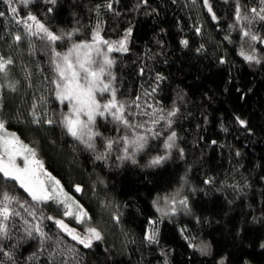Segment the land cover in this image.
<instances>
[{"label": "trees", "instance_id": "obj_1", "mask_svg": "<svg viewBox=\"0 0 264 264\" xmlns=\"http://www.w3.org/2000/svg\"><path fill=\"white\" fill-rule=\"evenodd\" d=\"M254 8L264 9L262 0H0V57L12 61L3 72L0 119L35 146L43 167L102 233L84 247L47 219L49 203L33 201L0 173V199L14 197L9 206L19 213L0 239L3 264H264V20ZM29 14L63 39L30 35L17 22ZM98 24L110 41L131 29L128 51H113L114 83L125 118L143 127L98 116L100 135L89 149L64 127L56 53L92 40ZM244 31L262 39H242ZM241 50L260 62L245 60ZM133 134L148 137L135 163L120 159V137ZM108 140L120 142L107 151ZM156 156L167 158L150 165ZM183 181L187 209L162 216L159 197ZM37 223L49 239L27 235Z\"/></svg>", "mask_w": 264, "mask_h": 264}, {"label": "snow or ice", "instance_id": "obj_2", "mask_svg": "<svg viewBox=\"0 0 264 264\" xmlns=\"http://www.w3.org/2000/svg\"><path fill=\"white\" fill-rule=\"evenodd\" d=\"M5 2L10 3V0H5ZM28 0H25L27 3ZM49 3L55 5L57 0H48ZM264 3V0H262ZM99 8V5L97 6ZM109 9H111L112 5L109 3L107 5ZM12 12L16 13V8L12 7ZM49 12H52L53 9L49 8ZM209 11L211 8L209 7ZM252 12L259 17L260 20H264V9H261L259 12L254 8ZM4 13L0 12V16H3ZM237 19H243L240 15V6L237 5L236 9ZM215 19V16H213ZM31 21L32 23H28ZM18 23H23L25 28L29 32L30 35H37L38 33H43L48 41L55 42L63 39V35H57L50 31L48 28L44 26V24L40 23L37 20L36 16L29 14L25 20L17 21ZM35 28V31H33ZM64 35L71 36V33H65ZM131 35V29H129L124 39L116 42H109L104 40L100 35V26L97 25L96 31L93 33L92 43H80L74 44L72 49H69V52L63 56L64 68H61L59 64H57V70L59 72L60 77L66 81L63 85L57 84V88L59 91L57 92L58 97L61 100H69L74 101L71 108V115H66L63 120V124L67 129V132L79 140L81 143H84L89 149H94L95 145L92 142L94 136H99L100 133L92 131V125L95 123L96 117H104L106 113L111 115L113 120L119 122L124 125L125 128H141L143 125L136 124L133 125L127 120L124 116L125 106L122 103H119L115 99V89H111L110 83H104L101 78L105 72L106 68H109L114 61L109 58L108 53L113 51L119 52H127L128 49L126 47L127 39ZM17 40L21 37L16 36ZM249 38L252 41L260 40L261 37L252 34L250 31H244L242 33V39ZM183 44H187V41H182ZM103 44L106 46V51L101 50L100 45ZM95 52L98 57L102 58V61L99 64L98 68H93L94 64H97V60L93 59L92 53ZM76 54L75 63H73L71 56L72 54ZM241 55L244 56V59L247 61H255L259 63V59L255 55L245 54L243 50H241ZM57 56L60 53H56ZM11 59H3L0 57V72H4L6 65L11 64ZM70 73V75H68ZM83 80V83H81ZM15 90L14 85H9ZM111 89L112 91V99H110L107 103L101 104L97 101L95 92L99 91L101 93L107 92ZM84 115L87 117L86 120H82L80 117ZM175 115V112H169L168 116L171 117ZM165 117L160 116L158 119H153L152 123L157 124L159 120H163ZM39 122V121H36ZM48 123H52V121H48ZM169 125L171 121H168ZM243 125L245 122L243 120L240 121ZM5 125L3 121H0V130H4ZM150 132L151 129H148ZM157 135V134H154ZM175 133H172L168 140L165 143L166 148H172L173 142L175 140ZM148 137L142 134H133L131 137L128 135L120 137V141H122L125 145L124 155L120 157L122 160H132L135 163V153L144 149L147 144ZM120 141L108 140L106 144V150L110 151L114 143H118ZM215 143V142H213ZM0 147H2L3 152L0 154V173L3 174L4 177L14 179L20 183V186L25 189L26 192L31 196L33 201L42 202L48 200H57V203L63 204L65 211L64 216L74 217L77 223H82L85 218H87V213L84 211L82 207H80L74 200H71L70 197H67L66 194L63 200L57 199L58 195L63 193V189L59 187V181H54L53 188L49 191L44 186V181L39 180L36 177V172L38 169H42L43 165L35 160V152L32 149L27 148L26 145H22L19 138L16 137L15 133H7L3 136H0ZM27 154V155H25ZM18 155H24L25 158V167L19 168L15 164V157ZM32 156L33 159L29 161L28 157ZM104 158L103 156H98L97 159ZM167 157L165 156H156L149 163L150 165H159L161 164ZM30 164L37 165V168L30 167ZM48 176L49 180H54L49 174L45 173ZM205 183H210V181H205ZM76 191H81L80 187H76ZM14 197L8 196L6 193L3 194L2 199H0V239H3L8 234V226L7 221L11 216L19 215L18 212H15L10 208V203L14 200ZM173 206L171 207V212L175 213V203L173 200ZM179 204L184 206L185 209L188 207L187 199H183L179 201ZM23 207V205H21ZM159 210V209H158ZM29 215L34 216V213L29 212ZM49 220H53L54 218L49 216L47 217ZM55 224L64 232L72 237L73 240L77 241L79 244L84 245V247L88 248L92 246V242L94 240H101V234L95 228L89 227L85 230V234L81 235L75 229L70 228L67 224L64 223L62 219H55ZM26 223H28L26 221ZM33 233L37 234L39 238L43 240L49 239L47 234L43 231L41 225L39 223L35 225H30L27 229V235L29 237H33ZM155 233H151L146 236L150 242L155 240ZM192 247H197V245L193 244ZM199 250L201 252L206 251V246L200 247ZM2 251V249H0ZM4 256L9 257L11 260L12 254L10 252H3ZM0 264H3V261H0Z\"/></svg>", "mask_w": 264, "mask_h": 264}, {"label": "rangeland", "instance_id": "obj_3", "mask_svg": "<svg viewBox=\"0 0 264 264\" xmlns=\"http://www.w3.org/2000/svg\"><path fill=\"white\" fill-rule=\"evenodd\" d=\"M40 23L44 24L43 22H40ZM52 32L55 33V34H57V35H59V33L55 32V31H52ZM104 40L109 41V42H113L114 44L116 42H119L120 41V40L119 41H110V40H107V39H104ZM80 43H92V40H90V41L73 42L72 45L68 49L64 50L63 52H61V51H58L57 52V53H60V55L57 56L56 60H57V64H59L61 68H64L63 56L69 52V49H72V47H73L74 44H80ZM100 48L103 51H106L107 50L106 49V46L103 45V44L100 45ZM92 55H93V59H95V60L98 61L97 64H94L93 65V68H98L100 62L102 61V58L98 57L95 52H93ZM108 56L113 61H115L114 56H113V52L108 53ZM71 59H72L73 63H75V60H76V54L75 53L72 54ZM113 65H114V63L109 68H106V72H105V74L101 78L103 79L104 83H110L111 89H115V99L118 101L117 94H116L115 83H114V70H113ZM68 75H70V73H68ZM7 79H8V77L3 72H0V91H1V86L3 85V81L5 82V81H7ZM64 83H66V81H64L60 77V80H59L58 84L63 85ZM81 83H83V80H81ZM111 89L109 91H107V92H104V93H101L99 91L95 92V96H96L97 101H99L101 104H104V103H107L110 99H112V91H111ZM58 91H59V89H57V92ZM59 100L61 102H63V103L66 104V107L64 109L63 116H62V121H63L64 120V117L66 115H71V111L70 110L72 108V104L74 103V101L61 100L60 98H59ZM107 115L108 114L106 113L105 116H107ZM80 118L82 120H86L87 119V117L84 116V115H81ZM0 121H2V120L0 119ZM5 131L7 133H15L12 129H9L5 125L4 130H0V136H3L5 134ZM66 131H67V129H66ZM92 131L93 132H98V129L96 127V120H95V123L92 125ZM15 135H16V137H18L16 133H15ZM95 138H96V136H94L93 137V140H92V142L94 143V145H95ZM19 140H20V142H21L22 145H26L27 148L32 149L35 152L34 159L35 160H38L41 163V159H40L39 155L36 152L35 146L28 145V144L24 143L20 138H19ZM2 152H3V149H2V147H0V154H2ZM25 155H27V154H25ZM28 159H29V161H31L33 159V157L29 155ZM15 164L19 168H24L25 167V158H24V155H18V156H16L15 157ZM30 167L37 168V165L30 164ZM45 173H47L51 177H53L54 180H49L48 179V176H46ZM36 177L39 180L44 181V186L49 191L52 190L54 181H58V179L52 173L48 172L44 167L42 169H38L37 170ZM19 185H20V183H19ZM59 187L63 189V193L59 194L58 197H57V199L63 200L65 198V195L64 194H66L67 197H70L71 200H74L87 213L85 207L82 206V204L80 203V201L74 195L73 192L64 189L63 186L61 185V183H59ZM183 199H187L186 181H183V183L177 189H175L174 191H172L171 193H168V194H165V195L160 196L159 197V200H158V203H157V210L159 209L158 212L162 216L163 215L170 214L171 207L173 206V203H172L173 200L176 201V203L174 205L175 208H176V211L177 210H185L184 206H182V205L179 204V201L180 200H183ZM42 202H46V203H49L50 204V207L48 208V215L51 216V217H53L54 218L53 219L54 221H55V219H62L65 224H67L70 228L75 229L81 235L85 234V230L87 228H89V227L95 228L97 231L100 232V234H102L101 233V230L99 228H97L96 226H94L90 222L88 213H87V218H85V220L82 223H77L74 217L64 216V211H65L64 205L63 204H60V203H57V200H48V201H42ZM150 222L151 223L154 222L153 218H151ZM148 234H149V230L147 231V235Z\"/></svg>", "mask_w": 264, "mask_h": 264}]
</instances>
